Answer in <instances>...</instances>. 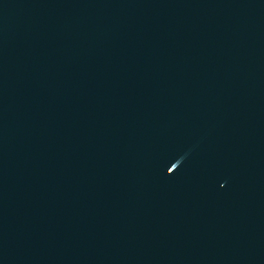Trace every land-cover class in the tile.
Listing matches in <instances>:
<instances>
[{"label": "water", "instance_id": "95a60500", "mask_svg": "<svg viewBox=\"0 0 264 264\" xmlns=\"http://www.w3.org/2000/svg\"><path fill=\"white\" fill-rule=\"evenodd\" d=\"M0 264H264V0H0Z\"/></svg>", "mask_w": 264, "mask_h": 264}]
</instances>
